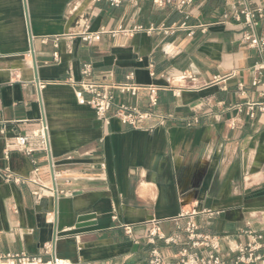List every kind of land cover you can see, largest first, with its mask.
Returning a JSON list of instances; mask_svg holds the SVG:
<instances>
[{
	"label": "crops",
	"instance_id": "0c3cea01",
	"mask_svg": "<svg viewBox=\"0 0 264 264\" xmlns=\"http://www.w3.org/2000/svg\"><path fill=\"white\" fill-rule=\"evenodd\" d=\"M247 9L264 10V0ZM241 10L193 0L185 18L152 0H0V255L72 264H148L152 250L166 264L184 249L207 256L190 246L188 223L215 237L226 264L253 240L247 232L262 234L264 253V116L251 119L245 106L264 100V86L251 85L264 55L243 41L264 39V16L250 28ZM84 25L101 34L88 43ZM68 80L155 86L152 113L163 119L149 118L151 130L101 124ZM123 103L150 111L141 93L116 95L109 114ZM40 123L45 149L32 138ZM15 136L30 138L32 154L16 151ZM83 215L94 219L76 229ZM154 228L176 244L149 242Z\"/></svg>",
	"mask_w": 264,
	"mask_h": 264
},
{
	"label": "built area",
	"instance_id": "2783aa9c",
	"mask_svg": "<svg viewBox=\"0 0 264 264\" xmlns=\"http://www.w3.org/2000/svg\"><path fill=\"white\" fill-rule=\"evenodd\" d=\"M96 3L104 2L110 7H119L123 2L136 3L140 0H94ZM193 0H152L153 5L156 8H172L183 14L185 18L188 16L187 8L192 4ZM239 6L242 7L240 11L241 15L244 17L246 24L253 28L257 26V20L264 16V10L250 11L247 9V0H233ZM180 29L188 30V37L192 35L191 29L182 23L178 26ZM175 26L170 28L160 27L157 30H162L165 33L172 32ZM142 31L141 27L135 28L133 31ZM150 31H153L151 29ZM101 32L91 33L89 32L88 25H84L80 36L88 43L97 39ZM243 41L251 48L254 49L259 55H264V39L254 36L253 34H246L243 36ZM55 58L57 54H54ZM262 66H255L254 71L257 77L253 80L251 85L253 87L264 86V77L262 75ZM91 73V65L86 64L82 67V75L84 77L89 76ZM166 79L165 76H161ZM68 84L74 89V94L77 102L79 104H85L94 110L96 119L101 124H108L111 118L117 119L122 125L128 126L131 129L137 130L142 129L143 124L151 117L156 118L159 122L162 121L163 117L155 115L152 113L158 105L157 97V87L155 86H141L132 83L123 84H109V83H96L93 81L82 80L75 83L72 80H68ZM243 86L238 85V91L241 92ZM145 94L147 97L148 108L150 111H141L137 106H130L127 104H119L115 106L110 115V111L114 106V99L116 95L131 97H137L139 94ZM260 96H264L260 94ZM247 114L251 119H255L257 115L264 116V100L258 102H249L245 104ZM144 129H153L151 127H144ZM40 141V144L46 148V127L40 123L39 128L33 134V137ZM30 138L28 136H15L12 138V144L15 146L17 152L24 153L26 155L32 154L33 150L28 147V141ZM10 155L9 150L3 151V158L8 159ZM2 176L6 180L13 181L14 184H19L20 181L17 178H12L7 172H2ZM158 229L154 228L148 234V241L153 242L154 237L158 236L163 239L165 243L176 244L175 240L161 236L158 233ZM185 233L187 234V239L190 242L192 248H205L209 251L207 256H200L198 254L190 253L187 250H182L176 256V262L174 264H226L225 260L220 254L219 245L215 240V237L206 234H198L196 232V227L194 224L188 223L185 228ZM253 239L251 242L245 246H238L235 250L231 251L234 257L231 259L230 264H264V253L259 251L262 249V234L256 232H247ZM45 252L50 250L49 247H44ZM0 264H72L69 261H62L57 259L54 255L52 259L48 261L42 260L39 256H28L24 253L20 254H5L0 255ZM90 264V263H82ZM148 264H166L164 258L157 250H152L150 253V258Z\"/></svg>",
	"mask_w": 264,
	"mask_h": 264
},
{
	"label": "water",
	"instance_id": "95a60500",
	"mask_svg": "<svg viewBox=\"0 0 264 264\" xmlns=\"http://www.w3.org/2000/svg\"><path fill=\"white\" fill-rule=\"evenodd\" d=\"M36 81L38 82L37 80V77H36ZM91 219H94V216L93 215H83V216H79L76 220V226L75 228L76 229H80V228H83V227H86L88 226V222L91 220Z\"/></svg>",
	"mask_w": 264,
	"mask_h": 264
}]
</instances>
